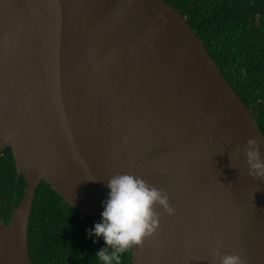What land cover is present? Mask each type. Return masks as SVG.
Listing matches in <instances>:
<instances>
[{"label":"water","instance_id":"1","mask_svg":"<svg viewBox=\"0 0 264 264\" xmlns=\"http://www.w3.org/2000/svg\"><path fill=\"white\" fill-rule=\"evenodd\" d=\"M255 118L163 0H0V155L10 149L26 184L0 219V264H34L42 182L99 221L119 174L174 209L156 206L158 228L131 264H212L218 242L264 264V178L248 175L242 151L255 137L264 159Z\"/></svg>","mask_w":264,"mask_h":264},{"label":"trees","instance_id":"2","mask_svg":"<svg viewBox=\"0 0 264 264\" xmlns=\"http://www.w3.org/2000/svg\"><path fill=\"white\" fill-rule=\"evenodd\" d=\"M182 12L240 100L252 110L264 135V0H163ZM26 184L17 174L10 149L0 155V219L8 224ZM96 219L68 205L50 186L38 187L28 228L34 264H97L104 247L88 238ZM132 248L121 264H131Z\"/></svg>","mask_w":264,"mask_h":264},{"label":"clouds","instance_id":"3","mask_svg":"<svg viewBox=\"0 0 264 264\" xmlns=\"http://www.w3.org/2000/svg\"><path fill=\"white\" fill-rule=\"evenodd\" d=\"M227 142V141H226ZM237 151H241L238 149ZM248 165V175L253 179L264 178V159L260 156V143L253 137L246 141L243 149ZM165 174V170H162ZM107 198L101 202L103 211L99 222L86 229L88 238L95 244L103 240L104 247L95 253L97 264H121L122 255L134 246H140L158 228L159 206L173 214L168 195L141 177L119 174L107 180ZM217 249L212 264H247L246 258L238 254H223Z\"/></svg>","mask_w":264,"mask_h":264}]
</instances>
